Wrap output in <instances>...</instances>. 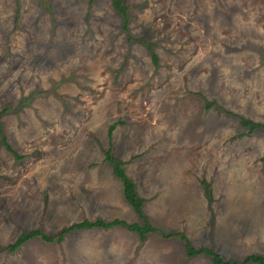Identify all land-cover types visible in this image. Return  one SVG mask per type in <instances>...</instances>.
I'll use <instances>...</instances> for the list:
<instances>
[{
  "label": "rangeland",
  "instance_id": "obj_1",
  "mask_svg": "<svg viewBox=\"0 0 264 264\" xmlns=\"http://www.w3.org/2000/svg\"><path fill=\"white\" fill-rule=\"evenodd\" d=\"M122 1L126 23L111 0H0V122L21 155L0 135V246L82 219L142 224L109 147L156 230L31 238L0 264H212L176 232L264 257V130L241 124L264 123V0Z\"/></svg>",
  "mask_w": 264,
  "mask_h": 264
},
{
  "label": "trees",
  "instance_id": "obj_2",
  "mask_svg": "<svg viewBox=\"0 0 264 264\" xmlns=\"http://www.w3.org/2000/svg\"><path fill=\"white\" fill-rule=\"evenodd\" d=\"M92 1L94 0H90V2ZM111 2L115 10L120 15H122L124 23H126L127 9H126V6L123 4V1L122 0H111ZM137 41H140V40H137ZM151 55H152L153 63L157 64V55L153 52ZM116 124L117 123L114 122L109 126V129H108L109 136L111 135V132L113 131V129L116 127ZM241 124L249 127V131H253L255 128L264 129L263 123L255 122L250 119L241 118ZM0 135L2 137V143L5 145L6 149L10 153H12L17 159L20 158L21 155H19L12 148L10 143L7 141V138L3 131L1 122H0ZM104 160L111 164L114 174L120 179L122 183V187H123L122 191H123L124 199L133 208V210L138 215V217L143 221V224H140L137 222L128 223L124 220H120L117 218L109 220V221L98 218L95 220L83 219L81 221L71 223L67 226H63L53 233H46L41 228L36 227L29 231H22L11 243H8L7 245H4V246H0V252L2 251L14 252L18 248H20L23 244H25L27 240L31 238H39L46 242H54V241L60 242L62 241V239H64L65 235H67L68 233L74 230L92 229L96 227L109 228V227L116 226V225H122L126 227L128 230L136 232L140 240L144 241L146 239L147 234L155 230L151 226L147 217L143 213L144 199L136 191V186L133 180L126 174L124 167H123L124 162L112 154L110 147L104 150ZM205 190L206 192H208L207 187ZM171 235L172 234L169 233L165 236L169 237ZM173 235H179L185 241L187 256L189 257L204 253L212 259L213 264H247L248 262H253L255 264H264V257L261 255L251 254V255L246 256L241 261H237L232 258L224 259L219 253L214 251L213 248L211 247H202V248L193 247L189 243L187 237L182 233H173Z\"/></svg>",
  "mask_w": 264,
  "mask_h": 264
},
{
  "label": "crops",
  "instance_id": "obj_3",
  "mask_svg": "<svg viewBox=\"0 0 264 264\" xmlns=\"http://www.w3.org/2000/svg\"><path fill=\"white\" fill-rule=\"evenodd\" d=\"M233 116H235V115H233ZM251 120V119H250ZM255 122H258V121H255ZM259 123H262V122H259ZM264 124V123H263ZM256 129H263V128H255L254 130H256ZM114 130V129H113ZM264 130V129H263ZM111 148V147H110ZM111 151H112V148H111ZM103 154H104V152H103ZM112 154H113V152H112ZM116 157V156H115ZM119 159V158H118ZM104 160V159H103ZM121 160V159H120ZM102 160H100V162H101ZM121 161H123V160H121ZM104 162H107V161H105L104 160ZM107 163H109V162H107ZM98 164V163H97ZM110 164V163H109ZM111 165V164H110ZM126 172V171H125ZM111 175L113 176H115L118 180H119V183L121 182L120 181V179L114 174V172H113V169H112V166H111ZM128 175V174H127ZM132 179V178H131ZM133 180V182L135 183V186H136V191L138 192V190H137V183L134 181V179H132ZM123 192V191H122ZM138 194L140 195V193L138 192ZM141 196V195H140ZM123 197H124V195H123ZM142 197V196H141ZM143 198V197H142ZM144 199V198H143ZM125 200V199H124ZM126 201V200H125ZM145 202V201H144ZM128 204V203H127ZM129 205V204H128ZM133 209V208H132ZM135 212V211H134ZM145 211H143V213H144ZM137 215V214H136ZM145 215V214H144ZM138 216V215H137ZM146 216V215H145ZM147 217V216H146ZM96 219H98V218H96ZM101 219V218H100ZM113 219H115V218H113ZM118 219V218H117ZM147 219H148V217H147ZM83 220V219H82ZM89 220V219H88ZM95 220V219H94ZM104 220V219H103ZM112 220V219H111ZM121 220V219H120ZM81 221V220H80ZM106 221H109V220H106ZM148 221H149V219H148ZM78 222V221H77ZM150 222V221H149ZM74 223V222H73ZM129 223V222H128ZM133 223V222H132ZM137 223H139V222H137ZM143 224V223H142ZM151 224V223H150ZM116 226H122V225H116ZM152 226V225H151ZM122 227H124V226H122ZM153 227V226H152ZM110 228V227H109ZM125 228V227H124ZM154 229H155V227H153ZM125 229H127V228H125ZM128 230V229H127ZM156 230V229H155ZM128 231H130V230H128ZM130 232H134V231H130ZM152 232V231H151ZM150 233V232H149ZM148 233V234H149ZM176 233H180V232H176ZM147 234V235H148ZM182 234H184V233H182ZM177 236V235H176ZM146 238H147V236H146ZM146 240V239H145ZM190 243V242H189ZM194 247V246H193ZM196 248V247H195ZM199 248H202V247H199ZM211 248H213V247H211ZM214 250V249H213ZM215 251V250H214ZM252 253H250V254H248V255H251ZM248 255H246V256H248ZM196 256V255H195ZM194 256V257H195ZM245 256V257H246ZM189 257V256H188ZM191 257H193V256H190L189 258H191ZM229 259H231V258H229ZM233 259V258H232ZM213 264V263H212Z\"/></svg>",
  "mask_w": 264,
  "mask_h": 264
}]
</instances>
